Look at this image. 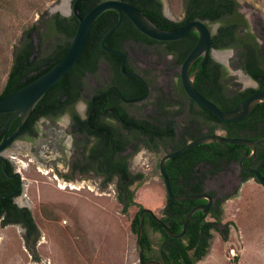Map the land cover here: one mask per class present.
<instances>
[{
  "label": "rangeland",
  "instance_id": "rangeland-1",
  "mask_svg": "<svg viewBox=\"0 0 264 264\" xmlns=\"http://www.w3.org/2000/svg\"><path fill=\"white\" fill-rule=\"evenodd\" d=\"M236 1L249 31L263 42L260 33L264 29V0ZM71 3V0H0V94L14 66L17 49L28 32L33 33L37 44L39 41L43 45L38 50L39 61L52 56L58 47L71 44L72 39L66 35L46 30L51 14L72 13ZM63 5H67V13L61 11ZM185 6L186 0H162L164 14L175 22L183 21ZM209 25L215 34L219 24ZM166 49V45L129 47L134 67L150 80L152 87L148 103L135 112L147 122L174 121L186 145L199 136L211 134L214 124L198 126L197 120L188 126V100L179 84L181 65L175 63ZM236 53L234 49H216L212 54L214 61L230 70L223 82L230 89H257L256 81L239 66ZM108 71L102 64L97 75L88 77L87 91L106 86ZM162 103L167 105L164 110ZM81 107L83 103H79ZM197 111L195 116L201 118ZM79 113L85 116V112ZM66 121V117L41 121L34 140L17 143L7 153L21 174L23 193L19 200L30 207L37 234L28 239V233L20 226L0 228V264H140L137 233L133 229L140 209L134 204L126 208L117 201V180L106 184L101 177L72 180L55 177L56 166L61 171L71 162L86 167L84 158L88 152L81 138L79 143L75 139V147ZM197 130L201 134L193 137ZM214 132L226 136L219 127ZM137 145L128 163L133 174H142L144 178L132 187L134 202L162 219L167 193L159 163L163 156L178 148L169 145L150 152L142 144ZM41 166L48 173L40 171ZM199 171V175L205 174L204 191L222 200L224 210H220V225L211 230L208 252L196 264H264V189L254 179L242 185L237 163L225 165L214 174L203 167ZM73 183L78 188H72ZM147 234L158 251L163 235L150 225Z\"/></svg>",
  "mask_w": 264,
  "mask_h": 264
},
{
  "label": "trees",
  "instance_id": "trees-1",
  "mask_svg": "<svg viewBox=\"0 0 264 264\" xmlns=\"http://www.w3.org/2000/svg\"><path fill=\"white\" fill-rule=\"evenodd\" d=\"M101 0H79V15L85 17ZM134 5V3H133ZM136 5V4H135ZM138 7L153 23L164 30L173 31L183 26L188 21L200 20L209 24H219L217 32L213 35V48L217 50L234 49L236 50V59L239 66L250 75L260 85V91L264 90V29L260 33V42L258 38L249 31V26L244 20V16L239 12L240 4L236 0H186L185 13L186 19L183 22L175 23L162 16L160 5L155 0H142ZM119 21L118 15L113 11L102 14L91 29L86 42L83 54L72 70L61 79L39 102L27 124L30 132L35 134L34 122L42 117L56 115L60 110H64L69 104L73 103L79 91L86 89V79L97 75L100 69L99 62L104 58H111V55L103 51L101 41L106 33L112 29ZM55 27L60 33L69 38H74L75 30L68 25L66 19H55ZM130 25V24H129ZM248 30L245 31V28ZM124 28V30L122 29ZM119 27L113 34L119 33V37L125 35L135 41H142L147 45L156 44L166 45L167 54L174 56L175 63L182 65L188 54L194 48L198 41V35L192 33L185 38L174 42H159L143 35L132 25L129 27ZM126 28V29H125ZM35 29V28H34ZM37 29V28H36ZM125 34H124V32ZM109 37V39L113 36ZM116 38V37H115ZM106 42V46L117 45L120 38L113 42ZM145 40V41H144ZM43 47L38 44L32 32L25 36L21 47L17 49L14 66L8 78L7 84L0 100L13 94L17 90L27 86L35 81L53 66H55L68 52L70 44L60 46L52 56L38 60V50ZM210 58V57H209ZM199 61L192 68L196 69ZM229 75L227 68L212 59H208L202 65L197 74L195 87L197 91L205 98L215 103L222 111L235 107L238 103L245 100L254 93L259 92L256 89L241 91L230 89L228 85H221L220 81ZM115 78V77H114ZM144 93V91L142 92ZM163 110L167 108L162 103ZM107 112L96 110L90 120L79 119V133L85 135V140H81L83 148L87 150L89 157H85L92 167H97L99 171L109 173L117 178V190L119 200L128 208L134 202V191L132 187L137 182H142V174H133L129 169L128 157L124 156L127 146L137 139H143L147 144L155 145L158 149V138L166 135H173V126L175 123L167 122H147L130 119L127 125L117 128L107 129ZM203 114L214 124L210 131L215 133L217 127H221L227 137L260 139L264 137V103L259 105L253 114L247 120L234 124H223L212 113L203 109ZM10 115H0V141L2 139L7 120ZM119 122H126L124 115H116ZM167 123L163 128L161 124ZM13 125V131L16 127ZM90 126H103L99 130L92 129ZM88 129L86 132L85 130ZM201 131L197 130L196 135ZM196 139V138H195ZM78 142V140H77ZM93 144L90 146V144ZM79 143V142H78ZM251 151L245 147L235 145H202L187 154L179 157L183 169L181 173L174 174L168 171L172 192L174 195H194L204 192L205 174L199 175V168H206V171L214 174L221 171L224 166L231 163H237L248 156ZM258 163L264 159V143L257 147ZM90 160V161H89ZM253 159L246 161L245 166L250 165ZM172 164V161H170ZM169 164V165H170ZM240 166V165H239ZM194 168H197L194 170ZM181 174V176H180ZM253 177L245 173L244 179ZM264 177V174H263ZM113 178L105 179L109 183ZM194 202L175 203L168 200L164 210L162 221L174 232L182 230L183 222L191 211ZM222 200H219L215 208L216 214L220 215ZM27 218L25 224L28 229L27 238L37 234V227L31 216V212L25 209ZM139 213L134 220L133 229L138 233ZM206 216L196 214L193 216L186 234L182 238H172L148 216L145 221V230L143 234L144 255L146 261H157L162 264H196L201 260L210 247L212 238L211 230L216 228L215 223H206ZM154 227L163 235L160 249L156 251L150 242L147 234L148 226Z\"/></svg>",
  "mask_w": 264,
  "mask_h": 264
},
{
  "label": "water",
  "instance_id": "water-1",
  "mask_svg": "<svg viewBox=\"0 0 264 264\" xmlns=\"http://www.w3.org/2000/svg\"><path fill=\"white\" fill-rule=\"evenodd\" d=\"M114 11L119 16L118 23L110 29L101 41V46L105 51L120 55L123 58L122 71L128 76L134 77L139 80L144 88L145 95L141 100H144L149 95V87L146 81L138 74L126 73V55L111 49L106 48L105 43L108 38L121 26L124 16L128 17L133 25L137 28L139 32L147 36L150 39L159 42H174L185 38L186 36L196 33L198 35V41L191 52L188 54L186 59L181 65L180 78L183 89L187 96L195 102L201 108L212 113L217 119L223 124H234L247 120L253 114L255 109L264 103V91H260L252 94L246 98L243 102L239 103L236 107L228 111H222L215 103L209 99L203 97L195 87V81L198 72L200 71L204 62L213 54L215 49L213 48L212 38L213 31L207 22L200 20L188 21L180 28L169 31L158 27L153 23L141 10L137 7L123 1L108 0L99 3L95 6L85 17L79 15V25L75 36L70 44L68 52L55 66H53L49 71L43 74L41 77L31 82L27 86L17 90L13 94L0 100V115L8 114L10 115L6 126L3 137L0 141V160L3 163V169L7 171L8 157L7 153L10 150L12 144L19 138L25 129L29 119L32 116L33 111L39 102L44 98V96L61 80L63 79L77 64L81 58L83 51L86 46L87 39L91 32L92 27L98 18L108 12ZM196 69L192 72V68L197 63ZM136 102V101H135ZM138 102V101H137ZM18 122L16 130L11 134V128L15 122ZM264 143V137L260 139H244V138H232L224 135H219L217 133L203 135L192 142L188 143L179 150L166 154L160 161L159 169L161 177L163 178L167 198L175 203H185V202H195L200 200H208V204L205 206H199L192 209L186 216L182 230L180 233L172 231L161 219L157 218L151 209L144 208L141 203H136L141 207L139 213V229L137 233V247L139 253V263L140 264H162L157 261H146L144 255L143 246V234L145 230V218L147 214H150L156 223L173 238H182L187 231V228L193 218V216L198 211H203L207 214L213 199L207 194L200 195H188V196H176L173 194L169 178L167 176L166 167L170 160L181 157L193 149L202 145H235L241 146L249 149L251 153L244 157L239 165L240 168L250 172L253 178L263 189H264V177L261 174V170L264 166V159L259 164L257 169H249L244 163L255 157L257 154V147ZM7 173V172H6ZM13 177H22L20 173H15ZM67 179V178H65ZM250 181V180H248ZM248 181L243 183L246 184ZM240 195V191L238 192ZM117 201L119 200L118 192H116ZM30 209V207L28 206Z\"/></svg>",
  "mask_w": 264,
  "mask_h": 264
},
{
  "label": "flooded vegetation",
  "instance_id": "flooded-vegetation-1",
  "mask_svg": "<svg viewBox=\"0 0 264 264\" xmlns=\"http://www.w3.org/2000/svg\"><path fill=\"white\" fill-rule=\"evenodd\" d=\"M71 1H72V3H71L72 13L70 15L69 14L64 15L62 13H59V14L54 13V14L50 15L49 19L46 22V24H47L46 30L48 33H52V34L58 33L59 35L64 36V34L60 33V31L55 27V24H54L55 19H66L68 25L72 28L71 30H75V33H76L78 25H79V19H78V17H79V0H71ZM104 1H108V0H101L100 3L104 2ZM117 1L127 2L131 5H133V3H134L133 6H135V7L138 6L140 3H142V0H117ZM155 1L160 5V11L162 13V16L165 17L166 19L172 21V22H175L170 17H168L164 14V12L162 10V0H155ZM61 11L67 13L68 9H66V11H63V10H61ZM239 12H240V10H239ZM185 19H186V14H185L183 21ZM244 20L246 21L245 18H244ZM183 21H181V22H183ZM175 23H180V22H175ZM246 23H247V21H246ZM129 24L132 25L135 29H137L133 25V23L129 20V18L126 16H124L123 22H122L120 27L121 28L124 26L129 27L130 26ZM122 29L124 30V28H122ZM247 30H248V27L245 28V31H247ZM119 33H121V32L113 34V36L110 39L108 38L110 43L113 42L114 39L116 40L117 37L120 38L119 43H116L117 45H112V46L108 47V46H106V43H105V46L108 49H111V50H114V51H117V52H120V53H123L126 55L125 72L138 74L146 81V83L149 87L148 97L144 100H141L145 95V88H144L143 84L139 80H137L136 78L128 76L127 74H125L122 71L121 67L123 64V58L120 55L105 51L102 48L103 51H105L111 55V58L108 59V58L104 57L99 62L100 67L103 64L109 68V71H108L109 72V82H108V84L106 86H102L100 88L98 87V89L95 91H87V89L79 91V95L77 96L76 100L73 103L69 104L64 110H62V111L60 110L56 115L51 114L49 116H42V117L38 118L34 122L35 134L34 133L32 134L30 132L29 128L25 127L22 134L12 144L10 149L13 147H17L18 146L17 143L22 144V143H26V141L34 140L38 134L36 127L41 121H55L57 119H60L61 117H63V118L66 117L67 118L66 125H68V132H69L70 138L74 142V145H75V139H77V140H80V138L82 140L86 139L84 134L79 133L80 132L79 131V119L80 120H86V119L90 120L91 116L94 114V112L96 110H101V111H103V113L107 112L106 117L109 121H111V123L108 122V124H104L105 126H107V129H110V128L114 129L117 127H121L123 125H127L128 121L130 119L145 121L144 119H141L137 116L135 110L142 107L146 103H148L149 99L152 97V91H151L152 87L150 84V80L142 74L140 69L134 67V62L130 56L131 53H130L129 47L145 48V47H150V46L154 47V46L161 45V44L157 42L156 44L154 43L152 45H147L146 43H143L142 41H135L132 38H127V37H125V35H123L122 37H119V35H118ZM124 34H125V32H124ZM71 39L73 40V38H71ZM208 59L213 60V55H211L210 58H208ZM225 67L227 68V70L230 73L229 68L226 65H225ZM99 70L97 71V74H98ZM90 77H93V76H90ZM223 80L224 79H222L220 81V83H221V85L225 86L226 84L223 82ZM256 83L258 85V88L256 90H259L260 85L257 81H256ZM179 84L181 86L182 94L185 95L187 97V100H188L187 109H186L187 110V117H188L187 119L189 122L188 126L190 127L191 122L194 123V121L198 120L199 121L198 126L203 125V126L210 127L212 124L209 121V119L207 118L206 114L205 115L203 114V108H201L195 102H193L185 93L183 86H182V83H181V78H180ZM247 90L248 89H242L241 91H247ZM143 91H144V93H142ZM259 92H260V90H259ZM243 101H241V102H243ZM79 103H83V107H81L80 109H79ZM233 108L234 107H232L231 109H233ZM231 109H229V110H231ZM196 110H198L197 112L199 113V116L201 118H198L195 116ZM226 111H228V110H226ZM79 112H85V116H82L83 113H79ZM116 115L126 116V118H127L126 122H124V123L119 122ZM170 122L174 123V121H168L167 123H170ZM15 123L18 124L17 121ZM15 123L13 125H15ZM167 123L161 124V126L163 128H166ZM17 124H16L15 129L13 131H11V134L16 130ZM90 127L92 129L99 130L103 126H95V127L90 126ZM219 128H221V127H219ZM11 130H12V128H11ZM87 130L88 129H86L85 132ZM178 131L179 130L176 128V126L174 124L173 135H166L163 138H158V143H159L158 148H161V147L165 148V147H168L169 145L172 147L175 146L178 149H176L174 151L170 150L171 151L170 153H173V152L179 150L180 148L184 147L185 146L184 138L179 135ZM143 139L144 138L137 139V140H135L134 143L129 144L127 146V150L124 151L123 155H125V157H126V155H127V157H129L132 152L136 151V149L138 147L137 144H140V145L142 144V146L147 148L148 151H150V152H156L158 150L156 147H154L155 145H152L150 143L147 144L143 141ZM92 144H93V142L90 144V146ZM75 147H76V145H75ZM87 156L89 157V154H87ZM178 158H175V159H178ZM8 159H9V157H8ZM258 160H259L258 154H256L255 157L253 158V162L246 167L249 169H253V170L257 169L259 164L262 162V161H260V163H258ZM84 161H85V158H84ZM170 161H172V164H170ZM170 161H168L167 167H166L167 176H168V171L170 173H174V174L181 173V170L183 169L182 162L180 160H174V159L170 160ZM82 164L83 163H81V165ZM66 165H67V168L64 171H61L57 166L53 169L55 177L63 178V179L67 178L66 180H72V179H76L78 177L87 178L89 176H93V177H101L103 182H105L106 178L109 179L111 177L113 178V180L111 182H113V181L115 182L117 180V178L115 176H112L109 173L101 172V171H99V169L97 167H92L88 161H85L86 167H84V165H82L80 167L79 162L77 164H75L74 162L73 163L71 162L68 164L66 163ZM159 165H160V163H159ZM129 169H130V167H129ZM196 169L197 168H194V170H196ZM6 172L4 171L3 163L0 160V228H2L3 226H11V225L20 226L23 229H25L26 232L28 233V229H27V226L25 224L26 222L24 219L27 218V214L25 212V209H28L29 211H30V209L28 208V205L26 204V202L19 200V197L23 193V183H22L20 178L13 177V175L15 173H19V172L16 170L15 165L12 163V161H10V159L8 161ZM245 173L252 175L250 172L240 168L238 178H239L240 182H242V184L253 178V177H250L248 179H244ZM261 174L262 175L264 174V166L261 170ZM180 176H181V174H180ZM109 183H106V184H109ZM200 194L209 195L213 199V202H212L207 214H204L203 211H198L196 214L201 213L202 215L206 216V218H205L206 223H215L216 225L219 226L220 225L219 224L220 218L215 212V208L217 207V203L219 202V199L214 197V195L208 191H204ZM200 194H194V195H200ZM181 195H176V196H181ZM183 196H188V195H183ZM168 200L169 199L167 198V202H168ZM194 203H196V204L193 205L192 209L199 207V206L207 205L208 200L195 201ZM121 204L125 207V204H123V203H121ZM133 204L136 205L141 211V207L138 206L136 204V202H133ZM221 209H222V211L224 210L223 205L221 206ZM148 216H150L153 219V217L150 214H147L145 221H146ZM209 218H211L212 221H209ZM153 221L156 223V221L154 219H153ZM180 232H176V233H180Z\"/></svg>",
  "mask_w": 264,
  "mask_h": 264
},
{
  "label": "bare ground",
  "instance_id": "bare-ground-1",
  "mask_svg": "<svg viewBox=\"0 0 264 264\" xmlns=\"http://www.w3.org/2000/svg\"><path fill=\"white\" fill-rule=\"evenodd\" d=\"M67 6L66 5H63L62 7H61V9L63 10V11H66V8ZM70 144V142H68L67 143V146ZM40 167V166H39ZM40 171H45V173H48L46 170H44V168L41 166V169H40ZM77 184V183H76ZM76 184H72L71 186H72V188H78V185H76ZM82 186V184H79V188Z\"/></svg>",
  "mask_w": 264,
  "mask_h": 264
}]
</instances>
